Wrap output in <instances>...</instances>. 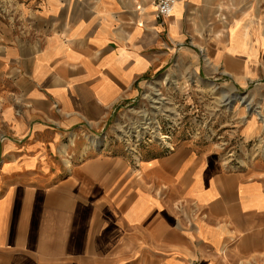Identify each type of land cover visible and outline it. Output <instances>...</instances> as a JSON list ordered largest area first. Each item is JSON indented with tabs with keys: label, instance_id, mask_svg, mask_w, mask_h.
<instances>
[{
	"label": "crops",
	"instance_id": "obj_1",
	"mask_svg": "<svg viewBox=\"0 0 264 264\" xmlns=\"http://www.w3.org/2000/svg\"><path fill=\"white\" fill-rule=\"evenodd\" d=\"M155 1L25 0L21 27L0 20V264H264L257 171L191 143L146 150L136 172L64 158L66 137L174 60L264 84L261 2L175 0L158 20Z\"/></svg>",
	"mask_w": 264,
	"mask_h": 264
},
{
	"label": "rangeland",
	"instance_id": "obj_2",
	"mask_svg": "<svg viewBox=\"0 0 264 264\" xmlns=\"http://www.w3.org/2000/svg\"><path fill=\"white\" fill-rule=\"evenodd\" d=\"M24 5L25 0H0V20L21 27ZM185 64L174 60L165 71L145 77L131 96L113 105L107 119L66 137L64 158L120 157L136 172L146 150L171 154L191 143L211 149L227 172L264 176L263 82L240 87L228 78L198 75Z\"/></svg>",
	"mask_w": 264,
	"mask_h": 264
},
{
	"label": "built area",
	"instance_id": "obj_3",
	"mask_svg": "<svg viewBox=\"0 0 264 264\" xmlns=\"http://www.w3.org/2000/svg\"><path fill=\"white\" fill-rule=\"evenodd\" d=\"M175 0H156L155 1V17L163 20L171 14L174 8Z\"/></svg>",
	"mask_w": 264,
	"mask_h": 264
},
{
	"label": "bare ground",
	"instance_id": "obj_4",
	"mask_svg": "<svg viewBox=\"0 0 264 264\" xmlns=\"http://www.w3.org/2000/svg\"><path fill=\"white\" fill-rule=\"evenodd\" d=\"M222 101L223 102H228L229 103V97L224 95L223 98H222ZM158 109V108H157ZM160 110V109H159ZM155 114V113H154ZM138 161V160H137Z\"/></svg>",
	"mask_w": 264,
	"mask_h": 264
}]
</instances>
